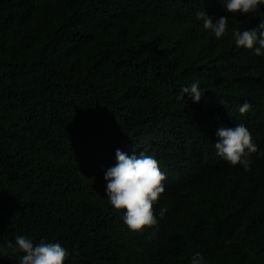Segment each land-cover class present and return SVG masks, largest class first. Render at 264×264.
<instances>
[{
    "label": "trees",
    "instance_id": "16d2710c",
    "mask_svg": "<svg viewBox=\"0 0 264 264\" xmlns=\"http://www.w3.org/2000/svg\"><path fill=\"white\" fill-rule=\"evenodd\" d=\"M226 2L0 0V264H19L7 244L20 235L60 243L64 264H264V156L245 171L214 148L220 126L264 123V55L232 36L264 4L245 15ZM198 11L227 18L228 35ZM197 79L199 102L181 94ZM117 149L166 174L158 229L133 233L110 205Z\"/></svg>",
    "mask_w": 264,
    "mask_h": 264
},
{
    "label": "clouds",
    "instance_id": "9594fccd",
    "mask_svg": "<svg viewBox=\"0 0 264 264\" xmlns=\"http://www.w3.org/2000/svg\"><path fill=\"white\" fill-rule=\"evenodd\" d=\"M220 2V0H219ZM264 0H227L226 10L232 14L256 13ZM196 19L203 22V28L210 30L216 39L228 35V19L220 17L213 20L205 11H198ZM232 36L237 48L254 49L257 56L264 55V20L256 27L246 30L233 29ZM203 91L197 79L190 87H182L181 94L189 93L196 102H199ZM248 102H250L248 100ZM245 101L240 107L241 115L251 109V102ZM248 122V121H247ZM248 128L264 132V123L256 124L255 128L248 122ZM245 124L235 127L220 126L216 130L217 142L214 144L216 155L235 167L240 165L245 171H250L253 154L264 156L259 150L262 142L253 137ZM258 145H256V144ZM261 143V144H260ZM116 164L106 170L104 179L107 181L106 195L111 206L117 211L125 209L123 221L133 233L143 234L146 229H158L159 220L154 214L153 205L158 202L161 194L166 191L164 181L166 174L159 168L158 161L151 155L140 152L139 155H127L119 149L116 150ZM167 209L161 208L159 217L163 218ZM151 232L148 239L155 237ZM7 247L14 252H22L19 264H64L70 253L60 243H46L41 241L35 244L28 237L20 235L15 237V246L12 242ZM191 264H205L203 256L196 253Z\"/></svg>",
    "mask_w": 264,
    "mask_h": 264
}]
</instances>
